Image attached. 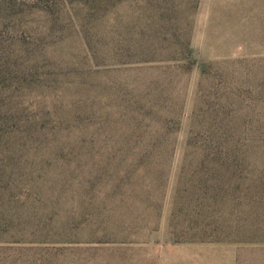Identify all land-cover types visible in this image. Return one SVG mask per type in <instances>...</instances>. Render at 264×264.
I'll list each match as a JSON object with an SVG mask.
<instances>
[{
	"label": "rangeland",
	"instance_id": "obj_1",
	"mask_svg": "<svg viewBox=\"0 0 264 264\" xmlns=\"http://www.w3.org/2000/svg\"><path fill=\"white\" fill-rule=\"evenodd\" d=\"M0 35L56 80L0 98L49 121L0 142V264H264V0H0Z\"/></svg>",
	"mask_w": 264,
	"mask_h": 264
},
{
	"label": "trees",
	"instance_id": "obj_2",
	"mask_svg": "<svg viewBox=\"0 0 264 264\" xmlns=\"http://www.w3.org/2000/svg\"><path fill=\"white\" fill-rule=\"evenodd\" d=\"M4 28V30H17L19 26L14 23H9ZM47 38H50V36H47ZM49 44L51 43L45 38L41 40L34 39L33 42H28L22 36L16 37L13 35L4 37L0 35V98L16 92L22 95L26 90H34L38 95L47 90L46 86L49 82L54 85L56 84V80H50L46 71L42 74L39 72V70L44 67L42 63L44 56L49 53L47 51L48 47H50ZM23 55L34 59V63L29 68H26V63L22 62ZM18 63L21 64L18 65ZM44 65H46V67L48 66L47 63ZM24 70H26V72H24ZM38 98H41V96ZM2 103L3 107H0V110L5 111L4 113H0V142H3V144L7 146L11 137L15 135L22 144L29 142L33 146H42L47 136L45 132V128L49 124L47 118L42 115H35L30 118H24L22 115L12 117L6 114L10 109L5 107V102H3V100H0V105H2ZM19 107L22 112L23 109L21 104ZM147 140L150 145L157 142V139L151 136H149ZM43 232L45 231L38 229L37 234L39 235H36V240L29 242L31 249H34L33 254L38 257L41 262L48 261L57 256H63L64 254H54L53 251L55 250H48L49 248H47V245L59 243H48L37 239ZM53 238L57 239L59 236L55 234ZM21 243L23 242L0 239V246L5 248L3 251H8L6 248H18L17 245ZM74 251L78 250H72V252Z\"/></svg>",
	"mask_w": 264,
	"mask_h": 264
}]
</instances>
